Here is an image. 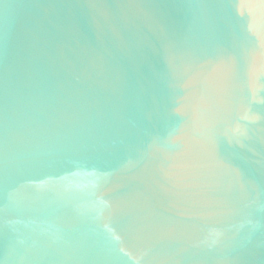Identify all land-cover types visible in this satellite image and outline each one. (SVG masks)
Here are the masks:
<instances>
[{
    "label": "water",
    "instance_id": "95a60500",
    "mask_svg": "<svg viewBox=\"0 0 264 264\" xmlns=\"http://www.w3.org/2000/svg\"><path fill=\"white\" fill-rule=\"evenodd\" d=\"M0 264H264V0H0Z\"/></svg>",
    "mask_w": 264,
    "mask_h": 264
}]
</instances>
